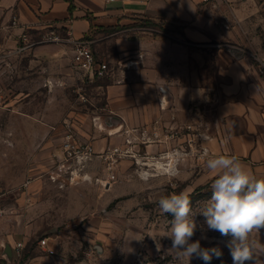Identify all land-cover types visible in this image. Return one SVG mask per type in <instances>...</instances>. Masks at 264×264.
I'll return each mask as SVG.
<instances>
[{
    "label": "rangeland",
    "instance_id": "rangeland-1",
    "mask_svg": "<svg viewBox=\"0 0 264 264\" xmlns=\"http://www.w3.org/2000/svg\"><path fill=\"white\" fill-rule=\"evenodd\" d=\"M142 22L154 35L185 41L178 24ZM221 23L227 30L228 22ZM242 24L264 31V20ZM115 30L91 37L109 72L90 77L74 66L72 48L59 53L60 43H35L42 37L19 36L12 43L0 23V264H184L170 250L171 240L161 238L172 216L158 200L187 191L195 214L211 196L215 174L206 161L223 154L213 50L225 44L189 43L191 74L205 93L183 109L181 102H163L159 115L139 127L137 100L109 90L139 73L123 50L108 43ZM227 45L237 57H258L248 44L253 54ZM124 109L132 116L119 126L110 111ZM86 146L91 154H83ZM195 220L192 242L203 226L209 239L201 246L223 251L211 264H232L225 247L230 237L207 231L199 214ZM44 238L54 253L40 244ZM251 238L264 245V230ZM190 264L203 261L194 257Z\"/></svg>",
    "mask_w": 264,
    "mask_h": 264
},
{
    "label": "crops",
    "instance_id": "crops-1",
    "mask_svg": "<svg viewBox=\"0 0 264 264\" xmlns=\"http://www.w3.org/2000/svg\"><path fill=\"white\" fill-rule=\"evenodd\" d=\"M209 3L215 6L210 12L204 0H0V23L9 29L12 43L25 34L28 40L41 38L50 30L81 39L91 38L100 30L116 29L108 34V43L123 50L139 73L133 75L137 80L127 76L109 90L111 94L119 90L137 100L139 127L159 115L163 102H181L177 106L183 109L184 102L187 106L190 99L205 93L191 74L189 45L207 47L213 41L223 42L225 47L213 50L220 89L216 109L223 128L221 149L224 155L238 157L257 178H264V31L259 34L242 24L264 20V0ZM161 19L182 26L185 41L154 35L142 22ZM222 20L228 22L224 23L227 30H221ZM227 43L245 51L249 45L258 55L253 59L260 64L252 58L237 57ZM62 45L59 53L69 47L74 54L72 44ZM250 51L246 52L253 54ZM110 113L120 118L119 126L132 116L126 109Z\"/></svg>",
    "mask_w": 264,
    "mask_h": 264
},
{
    "label": "clouds",
    "instance_id": "clouds-1",
    "mask_svg": "<svg viewBox=\"0 0 264 264\" xmlns=\"http://www.w3.org/2000/svg\"><path fill=\"white\" fill-rule=\"evenodd\" d=\"M206 166L215 176L211 196L199 212L193 213L187 191L159 198L160 210L172 216L170 226L160 234L161 238L171 240L170 250L184 264H190L194 257L203 264H211L213 258L221 259L223 251L219 246H201V240L209 239L203 226H200V239L192 242L198 229L195 216L199 214L204 217L207 231L230 237L225 247L232 264H264V245L258 247L251 238L254 232L264 230V178H257L232 155L221 154L207 159Z\"/></svg>",
    "mask_w": 264,
    "mask_h": 264
},
{
    "label": "built area",
    "instance_id": "built-area-1",
    "mask_svg": "<svg viewBox=\"0 0 264 264\" xmlns=\"http://www.w3.org/2000/svg\"><path fill=\"white\" fill-rule=\"evenodd\" d=\"M115 1V0H108ZM16 19H13V24H16ZM25 41H29L27 35H23ZM37 44L40 43H60L66 44L70 43L74 46V66L88 74L90 77L104 76L109 72V66L106 62H99L92 50L93 40L91 38H81L75 39L69 33L62 35L56 30H50L45 33L41 39H39ZM33 43V44H35ZM92 153V148L86 146L83 154L88 155ZM40 244L44 247L45 250L50 253H54V250L50 248L48 238H44L40 241Z\"/></svg>",
    "mask_w": 264,
    "mask_h": 264
},
{
    "label": "water",
    "instance_id": "water-1",
    "mask_svg": "<svg viewBox=\"0 0 264 264\" xmlns=\"http://www.w3.org/2000/svg\"><path fill=\"white\" fill-rule=\"evenodd\" d=\"M9 253H10V249H8Z\"/></svg>",
    "mask_w": 264,
    "mask_h": 264
},
{
    "label": "bare ground",
    "instance_id": "bare-ground-1",
    "mask_svg": "<svg viewBox=\"0 0 264 264\" xmlns=\"http://www.w3.org/2000/svg\"><path fill=\"white\" fill-rule=\"evenodd\" d=\"M112 131H113V129H112Z\"/></svg>",
    "mask_w": 264,
    "mask_h": 264
},
{
    "label": "trees",
    "instance_id": "trees-1",
    "mask_svg": "<svg viewBox=\"0 0 264 264\" xmlns=\"http://www.w3.org/2000/svg\"><path fill=\"white\" fill-rule=\"evenodd\" d=\"M72 8V7H71Z\"/></svg>",
    "mask_w": 264,
    "mask_h": 264
}]
</instances>
